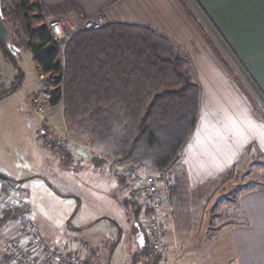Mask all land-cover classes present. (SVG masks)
Listing matches in <instances>:
<instances>
[{"label":"crops","instance_id":"0c3cea01","mask_svg":"<svg viewBox=\"0 0 264 264\" xmlns=\"http://www.w3.org/2000/svg\"><path fill=\"white\" fill-rule=\"evenodd\" d=\"M38 1L47 23L55 18H67L72 23H78L82 17L102 14L106 22L151 26L166 35L194 69L192 75L200 87L199 109L191 136L177 160L191 195H188V202L182 208H170L164 213V204L160 206L164 233L156 264H264V166L256 172L254 187L239 194L241 214L246 220L243 225L220 228L216 220L210 222L206 212L213 207L211 201L215 193L194 195L203 192L208 185L217 184L249 151L260 159L264 158V118L255 111V101L247 90L250 85L245 86L234 74L233 67L226 64L222 57L219 59L210 46L205 28L192 12L187 11L186 2L195 5L193 0ZM195 2L200 17L208 25L210 23L219 39L226 43L237 65L247 73L257 100L264 103V0ZM0 38H6L5 31L0 30ZM17 71L21 69L17 68ZM41 75L38 74L40 86L30 94L39 92ZM42 136L45 137V134ZM0 174L8 177H0V198H3L7 188L13 187L11 180L14 176L3 170ZM185 212L188 215L184 218L182 214ZM131 218H134L133 210ZM111 224L116 226L107 230L108 238L114 241L113 251L123 229L114 220ZM36 228L48 245V239L40 233L37 223ZM0 229L29 248L26 236L12 215L0 217ZM224 234L226 237L229 235L227 243L233 251L228 259L223 257L220 260V235L223 238ZM221 240L224 244L226 239ZM76 246L85 260L95 264L96 255L91 245L85 242ZM35 258L34 264H45L39 255Z\"/></svg>","mask_w":264,"mask_h":264},{"label":"trees","instance_id":"16d2710c","mask_svg":"<svg viewBox=\"0 0 264 264\" xmlns=\"http://www.w3.org/2000/svg\"><path fill=\"white\" fill-rule=\"evenodd\" d=\"M0 17L14 26L13 46L29 50L46 88L54 86L49 103L62 102L70 133L88 137L113 162L166 177L191 136L200 102V87L185 56L166 35L148 25L106 22L56 39L38 0H1ZM7 44L0 38V51L16 64ZM17 73L14 86L22 79ZM62 147L57 149L68 160ZM93 161L104 164L100 158ZM252 188L215 205L213 219L224 226L245 224L238 198ZM132 209L136 221L141 208L134 202Z\"/></svg>","mask_w":264,"mask_h":264},{"label":"rangeland","instance_id":"374dc122","mask_svg":"<svg viewBox=\"0 0 264 264\" xmlns=\"http://www.w3.org/2000/svg\"><path fill=\"white\" fill-rule=\"evenodd\" d=\"M186 4L205 28L210 37V46L219 59L222 57L226 64L233 67L234 74L245 86L250 85L247 90L255 101V111L264 118V103L257 100L247 73L237 65L233 53L227 49L226 43L219 39L211 24L208 25L200 17L196 4ZM0 28L6 32L5 40L16 62L15 64L12 58L5 57L0 51V170L14 176L11 180L13 187L25 191L27 202L32 207V218L40 233L48 239V245L53 249L77 253L83 259L84 255L78 252L76 245H84L87 242L93 247V253L96 255L95 264H156L160 253L150 259L146 257L147 248L145 252H140L134 240L135 218L130 220L133 203H138L141 208L136 221L142 224L144 229L148 209L145 206L146 199L139 189L138 174L129 172L130 167L134 165L113 162L103 152L95 150L88 137L79 138L70 133L64 121L62 102L56 106L49 103L54 86L46 88L43 83L44 75H41L39 92L30 94L40 86L39 73L29 58L31 53L19 45L13 46L14 26L11 22H4L0 17ZM67 32V36H70L74 31ZM183 58L188 61L187 57ZM187 67L192 75L194 69L190 61L187 62ZM17 68L21 69L23 75L21 83L14 86ZM193 79L196 81L195 76ZM35 94L44 108V118L35 113V108L30 103L29 98ZM65 127L67 136L62 149L65 154L70 155L68 160L62 157L57 149L60 146L53 140L54 132L59 133ZM75 153L81 156V163L76 162ZM93 158L102 159L104 164L95 166L97 164ZM263 160L264 158L260 159L254 152L249 151L226 176L217 184H213L215 186L208 185L203 192L197 191L198 193L194 194L215 193L211 201L213 207L209 209V213L206 212L210 222L218 213L215 205L233 198L241 188L250 185L254 187L252 184L257 180L256 172L264 165ZM178 163L161 179H158V173L151 168L135 166L157 179L164 213L170 208L184 207L188 202V195H191ZM187 215L185 212L182 217ZM200 216L197 218H201ZM111 220L123 229L122 236L118 235L119 242L113 251L111 247L114 241L109 239L107 234L108 227H116L111 224ZM202 221L204 222V219ZM215 222L218 223L217 220ZM223 226L220 221V228ZM220 234L222 235V232ZM221 235L220 260L223 257L228 259L233 251L232 246L227 243L230 240L229 235L226 237L224 234L223 238ZM26 239L28 240V237ZM221 239H226L224 244ZM86 262L89 260L86 259Z\"/></svg>","mask_w":264,"mask_h":264},{"label":"built area","instance_id":"2783aa9c","mask_svg":"<svg viewBox=\"0 0 264 264\" xmlns=\"http://www.w3.org/2000/svg\"><path fill=\"white\" fill-rule=\"evenodd\" d=\"M49 26L56 39H66L68 32L79 28L94 29L106 23L102 14L91 17H82L78 23H72L67 18H55L50 20ZM67 32V34H66ZM30 103L39 117L44 118V108L40 105L37 97H30ZM67 136L66 127L53 134V140L58 146H65ZM69 151V150H68ZM78 163L82 162L81 156L74 154ZM129 172L138 174L139 189L146 199V248L150 259L156 257L162 250V238L164 225L160 219L159 209L162 204V195L158 187L157 179L148 173H143L137 167L131 166ZM12 215L21 232L28 237L29 248H25L18 238L6 235L0 229V264H34L35 255H39L45 264H91L74 252L57 251L46 244L36 228V222L32 218L31 209L27 203L25 191L8 187L6 196L0 198V217Z\"/></svg>","mask_w":264,"mask_h":264},{"label":"water","instance_id":"95a60500","mask_svg":"<svg viewBox=\"0 0 264 264\" xmlns=\"http://www.w3.org/2000/svg\"><path fill=\"white\" fill-rule=\"evenodd\" d=\"M135 241L138 245V247L141 249V250H144L146 248V240H145V237H144V233L142 230H138L135 234Z\"/></svg>","mask_w":264,"mask_h":264},{"label":"flooded vegetation","instance_id":"af4514ba","mask_svg":"<svg viewBox=\"0 0 264 264\" xmlns=\"http://www.w3.org/2000/svg\"><path fill=\"white\" fill-rule=\"evenodd\" d=\"M135 225V224H134ZM135 228H136V232L140 229V230H142L143 231V233H144V237H145V234H146V229H144V226L142 225V224H138V223H136V225H135ZM136 234V233H135Z\"/></svg>","mask_w":264,"mask_h":264}]
</instances>
